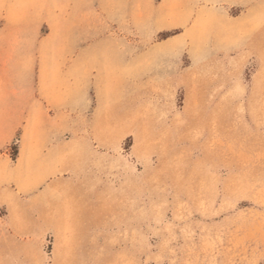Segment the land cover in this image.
Returning <instances> with one entry per match:
<instances>
[{
	"label": "rangeland",
	"instance_id": "obj_1",
	"mask_svg": "<svg viewBox=\"0 0 264 264\" xmlns=\"http://www.w3.org/2000/svg\"><path fill=\"white\" fill-rule=\"evenodd\" d=\"M0 264H264V0H0Z\"/></svg>",
	"mask_w": 264,
	"mask_h": 264
},
{
	"label": "crops",
	"instance_id": "obj_2",
	"mask_svg": "<svg viewBox=\"0 0 264 264\" xmlns=\"http://www.w3.org/2000/svg\"><path fill=\"white\" fill-rule=\"evenodd\" d=\"M54 187H56V185H55ZM56 188H59V186H58V187H56ZM57 205H58V203H57Z\"/></svg>",
	"mask_w": 264,
	"mask_h": 264
}]
</instances>
